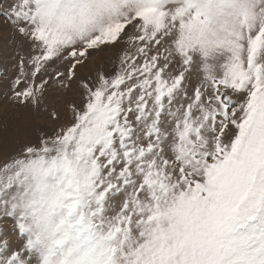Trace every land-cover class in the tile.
I'll return each mask as SVG.
<instances>
[{
    "label": "snow or ice",
    "instance_id": "1",
    "mask_svg": "<svg viewBox=\"0 0 264 264\" xmlns=\"http://www.w3.org/2000/svg\"><path fill=\"white\" fill-rule=\"evenodd\" d=\"M0 18V264H264V0Z\"/></svg>",
    "mask_w": 264,
    "mask_h": 264
},
{
    "label": "rangeland",
    "instance_id": "2",
    "mask_svg": "<svg viewBox=\"0 0 264 264\" xmlns=\"http://www.w3.org/2000/svg\"><path fill=\"white\" fill-rule=\"evenodd\" d=\"M11 3L12 0H0V9L6 8ZM10 32V27H6L3 19L0 18V91L6 90L3 85L16 74L17 50L6 43V37ZM23 50H27L26 46ZM0 162H2V157H0Z\"/></svg>",
    "mask_w": 264,
    "mask_h": 264
}]
</instances>
